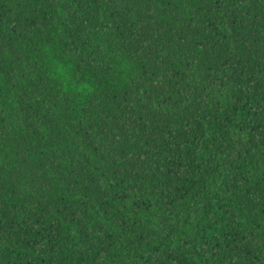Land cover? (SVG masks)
<instances>
[{"label": "trees", "instance_id": "16d2710c", "mask_svg": "<svg viewBox=\"0 0 264 264\" xmlns=\"http://www.w3.org/2000/svg\"><path fill=\"white\" fill-rule=\"evenodd\" d=\"M0 264H264V0H0Z\"/></svg>", "mask_w": 264, "mask_h": 264}]
</instances>
